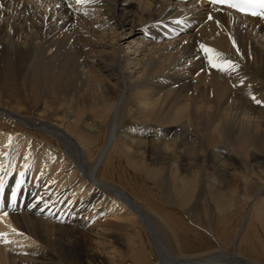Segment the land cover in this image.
<instances>
[{"label": "bare ground", "instance_id": "1", "mask_svg": "<svg viewBox=\"0 0 264 264\" xmlns=\"http://www.w3.org/2000/svg\"><path fill=\"white\" fill-rule=\"evenodd\" d=\"M0 183V264H264V18L0 0Z\"/></svg>", "mask_w": 264, "mask_h": 264}, {"label": "snow or ice", "instance_id": "2", "mask_svg": "<svg viewBox=\"0 0 264 264\" xmlns=\"http://www.w3.org/2000/svg\"><path fill=\"white\" fill-rule=\"evenodd\" d=\"M79 2V0H78ZM211 3L215 4L219 3H227L229 7L236 8L241 12L249 13L251 15H264V0H210ZM257 9H260L258 12ZM211 18V17H210ZM201 48L205 51V53L214 52L213 49L206 47L205 45H201ZM219 55V54H216ZM209 63L215 67L220 69L221 71L225 70L226 65H230L231 61H222L217 62L213 56H209ZM257 103H260L258 100ZM20 182L17 181V184ZM0 188H2V183H0ZM15 191H13V197H15ZM3 215H7L4 213ZM15 231V229H13ZM0 235H5L4 233H0Z\"/></svg>", "mask_w": 264, "mask_h": 264}, {"label": "rangeland", "instance_id": "3", "mask_svg": "<svg viewBox=\"0 0 264 264\" xmlns=\"http://www.w3.org/2000/svg\"><path fill=\"white\" fill-rule=\"evenodd\" d=\"M239 197L243 200V201H245V200H247V199H244V197L242 196V195H239ZM243 208H244V205H243V203H242V205H241V212H239V209H234L235 210V214H234V216H235V220H234V222H233V225L235 224V223H237V222H239L240 221V219L241 218H243L244 216H245V213L247 212L246 210L244 211L243 210ZM245 208L247 209V205L245 206ZM231 213V212H230ZM237 214H238V216H237ZM238 224V223H237ZM134 264V262H133V259L132 258H130V257H127V258H125L124 259V261L121 263V264Z\"/></svg>", "mask_w": 264, "mask_h": 264}, {"label": "water", "instance_id": "4", "mask_svg": "<svg viewBox=\"0 0 264 264\" xmlns=\"http://www.w3.org/2000/svg\"><path fill=\"white\" fill-rule=\"evenodd\" d=\"M129 264V263H128Z\"/></svg>", "mask_w": 264, "mask_h": 264}]
</instances>
